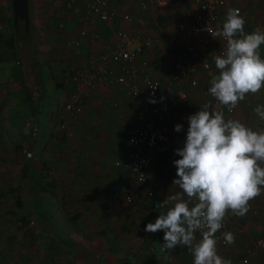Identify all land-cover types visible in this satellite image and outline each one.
Here are the masks:
<instances>
[{
    "label": "crops",
    "instance_id": "1",
    "mask_svg": "<svg viewBox=\"0 0 264 264\" xmlns=\"http://www.w3.org/2000/svg\"><path fill=\"white\" fill-rule=\"evenodd\" d=\"M90 1L52 0L51 6L50 0H30L31 28L35 21L51 23L63 17L52 44L55 49L49 52L57 59H52L45 53L46 45L39 46L40 41L37 48L31 42L33 30L31 36H22L25 22L16 21L13 0H0V45L6 44L12 54L9 59L0 48V110L4 108L0 120L11 126L12 118L21 117L15 111L5 112L3 106L14 97L18 101L21 92H26L24 102L31 109L23 114L24 128L15 130L18 136L8 142L10 154L4 157L0 152V264H193L186 246L165 249L163 230L144 229L166 211L156 204L179 191L172 184L177 178L174 161L180 158L175 150L186 138L175 130L177 118L193 105L211 100L208 88L190 86L192 60L182 59L190 39L181 25L193 23L198 1L110 0L119 13L113 21L98 19L89 28L100 33L97 41L82 34ZM235 7L241 8L250 28L260 15L264 25L263 0H222L221 20ZM37 32L41 39L42 29ZM123 33L130 35L134 47L144 42L138 54L142 75L159 78L165 86L187 90L191 96L160 122L173 132L175 144L150 166L141 197L132 204L113 190L132 177L129 130L136 123L135 102L118 81L120 64L107 60V82L94 88H80L72 77L83 61L100 59L104 46L117 44ZM219 43L213 42L214 50ZM13 62L21 66L20 72ZM212 64L207 74L200 73L202 82L218 74L214 60ZM75 91L81 94L82 110L73 116L65 103ZM245 103L247 97L226 120L264 131V124L254 121L259 116L244 110ZM29 151L35 157H28ZM17 214L25 223L21 232L10 222ZM35 216L38 223L32 226ZM225 218L236 241L231 247L217 241V254L232 264H264V250L258 244L264 237V189L249 201L244 216L229 211ZM196 238L200 239L198 233Z\"/></svg>",
    "mask_w": 264,
    "mask_h": 264
},
{
    "label": "clouds",
    "instance_id": "2",
    "mask_svg": "<svg viewBox=\"0 0 264 264\" xmlns=\"http://www.w3.org/2000/svg\"><path fill=\"white\" fill-rule=\"evenodd\" d=\"M244 25L240 10L229 8L222 28L210 33L214 38L222 37L226 47L214 58L218 74H210L208 92L228 112L247 94L264 87V59L259 53L264 31L257 28L246 33ZM253 111L264 119V105ZM188 121L184 146L175 150L180 158L174 161L177 178L172 184L179 191L156 204L166 211L144 230H163L165 249L186 246L194 257L193 264H232L217 254L216 233L229 211L244 216L249 201L264 189V131H255L239 120H226L224 112L210 103ZM181 129L182 125H175L176 131ZM223 237L229 244L234 242L230 232Z\"/></svg>",
    "mask_w": 264,
    "mask_h": 264
},
{
    "label": "built area",
    "instance_id": "3",
    "mask_svg": "<svg viewBox=\"0 0 264 264\" xmlns=\"http://www.w3.org/2000/svg\"><path fill=\"white\" fill-rule=\"evenodd\" d=\"M199 9L190 25H181V32L190 39L185 47V55L182 59H191L189 73H191L190 86L198 88L205 86L209 89L211 75L202 82L200 73H208L213 68L215 56L221 55L226 47V41L222 37L214 38L210 33L222 28L221 20L222 0H197ZM240 14L242 10L239 7ZM119 10L115 8L110 0H91L88 6V14L83 22V35H87L91 41H97L101 35L97 31H90L89 28L95 27L97 20L111 22L118 15ZM129 18V14H124ZM133 39L129 34H121L117 44L111 46L106 44L100 59L89 57L74 70L72 77L74 82L81 87H96L107 82L109 69L105 66L107 60L112 59L120 64L121 74L118 81L122 88L135 102L136 123L129 130V140L132 145V161L130 168L132 171L131 179L122 186L114 187V192L125 198L131 204L141 197L142 189L147 182V174L150 166L162 156L168 154L174 144L173 132L160 122L165 120L171 112L179 108L182 102H189L191 96L187 90H175L174 87H167L164 82L150 75H142L138 54L141 52L144 42L137 47L132 45ZM213 42L217 49L214 50ZM217 110L224 112L225 119L228 112L225 106L219 104L214 97L208 102ZM204 104H195L187 114L177 118L176 124L182 125L179 131L186 138L189 121L188 117L198 112ZM66 110L76 116L82 110V97L79 91L71 94L70 100L65 103ZM28 157H35L33 151H29ZM230 232L234 236L231 244L224 240L223 234ZM199 235L200 233L197 232ZM216 240L224 246L231 247L236 241V236L230 228L226 218L223 220V227L216 233ZM259 246L264 250V237L258 241Z\"/></svg>",
    "mask_w": 264,
    "mask_h": 264
},
{
    "label": "rangeland",
    "instance_id": "4",
    "mask_svg": "<svg viewBox=\"0 0 264 264\" xmlns=\"http://www.w3.org/2000/svg\"><path fill=\"white\" fill-rule=\"evenodd\" d=\"M263 2H264V0H263ZM50 5L52 6V0H50ZM259 15L260 14L258 13V16ZM61 18H63V17H55V18H53V19H55V22H51V23H48V22L43 23L42 22V24H40V23L36 24V21L34 23H32L33 35L31 36V38H32L31 42H33L37 48H38V43L40 41L41 42H40L39 46H45L46 45L45 53L46 54L48 53V56H51L52 59H57L56 57H52V55L54 53L49 54V52L51 53V49H55V47H53L52 44H55L54 43V41H55L54 37H55L56 31H60V26H59L58 21H60ZM261 19H262L261 15H260V19H254L255 24H253V28H250L249 24L246 23L244 25L245 32L251 33L253 30H255L257 28L264 31V25H262L263 23H259L261 21ZM39 28L42 29V31H43V35H42L43 37L41 39H38V37L35 35V34L39 35V32H37V29H39ZM5 46H6V44L0 45V48H3L4 56H7V58L10 59L12 54L8 53ZM41 50L43 51L44 49H41ZM42 51H41V53H42ZM26 53L27 52H25L24 54H26ZM30 54H31V51H30ZM31 56H33V55L31 54ZM38 56L40 57L39 51H38ZM38 62H40V60ZM13 66H14V69L16 71H18V72L21 71V69H19L21 66H19L16 62H13ZM35 75L37 76V72L35 73ZM24 82H26V81H24ZM57 93L58 92H56L55 94H57ZM19 95L20 96H18L19 97L18 101L14 97V98L10 99V101L8 103L3 105V106H6L5 112L11 113L12 111H15V112H18L21 114V117H18L17 119L11 117L12 118L10 120L11 126L7 125V122L5 120H3V119L0 120V143L2 144V146L0 145V152L4 157L7 156L8 154H10V153H8L9 148H10V147H8V142L10 143L11 141H13L14 137L18 136V135L14 136L15 130L18 132V130L20 131L21 129L24 128V122L22 121V118L24 116L23 114L26 113L27 111L31 110L30 105L28 103L24 102V99L26 97V92H21ZM246 97H247V103H245V108H244L245 111H252L257 105H264V87H262V89L255 94H252V93L247 94ZM2 110H0L1 116L3 114ZM40 111L43 112L44 110L41 109ZM254 121L260 125L264 124V119H261L260 117L259 118L256 117ZM255 122L250 121L249 123H255ZM43 125H44L43 123H40V127H42ZM3 147H5V148H3ZM7 205L10 206L8 200H7ZM10 222L15 225V228L19 232H21L22 229L25 227V223H24V221H22V218L19 214H17L16 216L12 215ZM37 223H38V219H37V216H35V218L30 222V225L35 226V224H37Z\"/></svg>",
    "mask_w": 264,
    "mask_h": 264
},
{
    "label": "water",
    "instance_id": "5",
    "mask_svg": "<svg viewBox=\"0 0 264 264\" xmlns=\"http://www.w3.org/2000/svg\"><path fill=\"white\" fill-rule=\"evenodd\" d=\"M13 9L16 21L23 20L27 31L30 29V0H13Z\"/></svg>",
    "mask_w": 264,
    "mask_h": 264
},
{
    "label": "trees",
    "instance_id": "6",
    "mask_svg": "<svg viewBox=\"0 0 264 264\" xmlns=\"http://www.w3.org/2000/svg\"><path fill=\"white\" fill-rule=\"evenodd\" d=\"M22 32V30H20ZM22 36L24 37H28V36H31L32 35V28H31V24H30V29H29V32H27L26 30V26H25V23H24V29H23V32L21 33ZM9 42H11V40H8ZM259 53H260V56L262 59H264V45H261L260 49H259ZM233 114V113H232ZM17 204L18 205H21V198H17Z\"/></svg>",
    "mask_w": 264,
    "mask_h": 264
}]
</instances>
